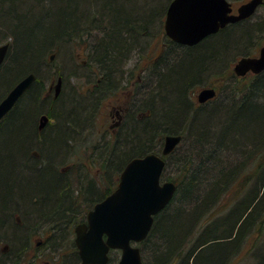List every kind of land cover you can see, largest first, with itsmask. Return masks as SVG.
<instances>
[{
  "label": "trees",
  "instance_id": "obj_1",
  "mask_svg": "<svg viewBox=\"0 0 264 264\" xmlns=\"http://www.w3.org/2000/svg\"><path fill=\"white\" fill-rule=\"evenodd\" d=\"M16 1L0 0V32L3 30L0 44L11 38L6 62L0 69V92L21 72L23 75L36 72L38 79L0 127V199L4 210L15 206L18 200L38 217H58L72 201L78 200L75 205H91L80 199L83 192L85 198L92 197L94 192L82 184H67L66 176L52 169L35 170L24 165L28 162L27 148L36 144L44 161L61 162L67 138L89 122L96 97L85 100L90 102L88 107L79 106L80 99L74 93L65 101L64 96L53 100L49 113L61 120L60 127L55 128L54 133L39 137L35 126L31 128L29 124L47 102L41 98L45 55L60 40L72 43L75 48H85L94 60L91 67L101 70L100 85L106 83L104 86L110 88L114 80L111 73L121 72L118 67L123 54L131 57L141 51V47H147V43L146 46L140 43L141 39L152 36V28L157 21L161 22L172 0H168L163 12L153 7L155 0H82L81 5H76L74 0H38L37 6H28L32 11L11 5ZM6 3L9 5L4 6ZM249 19L229 24L192 47L178 44L181 52H185L181 53L180 61L170 67L163 63V57L157 60L151 68L158 74V83L148 89L150 95L144 105L149 116L143 120L131 119L116 146L112 147L106 139L101 141V167L105 172L101 181L105 189L99 198L117 186L114 177L131 158L161 152L167 134L182 135L179 145L165 156L166 167L171 164L176 167L175 176L170 178L177 184L175 195L155 216L148 237L138 244L146 264H190L191 260L194 264H211V256L206 253L213 246L228 249L223 257L227 264L243 241L242 233L247 234L255 225L262 227L264 71L252 74V78L247 75V79L230 71V83L227 80L222 89L219 87L221 92L208 103H195V99L186 98L189 85L215 69L223 70L224 63L229 61L228 53L246 46L254 37L253 32L262 29L264 21L256 27ZM5 29L9 32H4ZM169 43L177 55L175 42ZM142 51L147 52L148 48ZM58 72H50L48 77ZM107 170L111 175L114 172L109 183ZM29 172H34L33 178L21 176ZM228 193L233 198L225 206L222 198ZM214 213L217 216L215 220L211 218L209 224L208 219ZM220 219H224L225 225ZM8 220L4 223L0 217V236L9 238L8 243L14 247L18 236L3 231L9 225L13 227ZM221 227L222 234L218 232ZM12 246L7 253L0 249V259L13 256ZM3 259L0 264L6 263ZM115 259L113 252L110 263ZM260 259H264V253Z\"/></svg>",
  "mask_w": 264,
  "mask_h": 264
},
{
  "label": "flooded vegetation",
  "instance_id": "obj_2",
  "mask_svg": "<svg viewBox=\"0 0 264 264\" xmlns=\"http://www.w3.org/2000/svg\"><path fill=\"white\" fill-rule=\"evenodd\" d=\"M229 1L232 4L233 12L236 13L237 8L235 7L234 1ZM247 1L249 0L241 2L238 6ZM221 30L222 29H220L217 33H219ZM170 41L175 42L169 38L167 40L168 44H166V42H159L157 46H152L151 44L148 45V51L144 52V55L138 57L135 63L128 65L127 69L121 74L120 77L113 80L116 81L118 79L121 82L105 90L104 92H110L105 97L104 93L99 92V89L103 84L102 83L100 85L102 73L99 67L80 66L71 69L74 70V72H71L70 74L75 75L73 79L77 80L75 81L74 85L78 86L76 89H73L75 95L77 92L78 95H80L83 99L95 96L96 100L97 95H99L98 105L94 110V113L91 115L89 123H93L94 126V119L97 118V115L99 117L97 109H99L102 105L103 109L100 108V112L103 113L104 109L106 108L108 110L105 111L107 116L106 122H104V124L100 127L96 125V130H88L86 128L87 126L83 124L80 129L74 131V133L70 136V139L67 138L66 153L61 162L53 163L50 162L51 159L50 161H44L43 157L40 155L38 146L36 144L29 145L27 148L28 162H25L24 165L35 170L38 168H45L46 170L52 169L57 174L66 176L67 184H70V178L73 177V180L76 182V184H82L84 188L90 187L91 190H93L94 194L91 195L92 197L85 198L86 195H84L83 192V197L81 198L82 201L92 204L89 206H80V204L75 205L74 202L78 203V200H75L72 201V204L65 207V212H62L58 217H38L36 212L30 210L26 204L18 200L15 201L17 203L15 206L12 205L10 208H7L8 210H4L5 208L3 207V200L0 199L1 220H4V223H6L7 219H9L8 221L13 224V227L9 225V227L3 228V231L4 233H15L18 236V238L14 240V247L11 243H8L9 238L6 236H0V249H2L4 253L9 252L11 246L14 248L12 257H8V259H3V257H1L0 260L3 259V262L6 260L5 264H84L76 242L77 225L81 223L88 224L89 212L94 208L97 202L103 200L107 196L106 195L103 198L98 197V195L102 192L104 185L101 181L102 167L100 147L102 136L105 137L108 134V138L106 140L110 142L112 147L116 146L118 138L121 136L123 130L131 119L143 120L149 116L147 110H144V105L148 98L144 94L148 93L150 81H148V77H145L144 80L143 74L145 71L147 72L148 69L155 66L154 64L157 62V60L159 61V58L164 56L166 49L171 47V44L169 43ZM178 44L181 45L180 43L175 42L176 47L179 46ZM8 53L5 57V60L0 65V69L6 62ZM82 63L83 65L87 64V61L83 59ZM76 70H81V73H77ZM30 72L34 73L36 76L35 81L33 82V84H35L36 80L38 79V75L33 71H29L28 73ZM250 74L255 75L259 73L249 71L244 76ZM24 75L22 72L21 74L19 73L14 77L13 80L9 82V85L2 90V95L0 92V102L8 95L11 89L18 82H20V79H22ZM56 75L57 77H50L47 79V81L50 79L49 83L46 81L44 84H42L44 85V88L41 92V98L43 100H47V102L29 124L31 128L35 126V133L41 138L50 133H54V129L60 127L61 124V121L49 113L52 109L51 103L53 100L65 95L66 74L56 73ZM79 75L83 76L77 77ZM19 77L21 78L19 79ZM59 77H62V85L59 95L56 96L55 85ZM33 84L28 89H26L24 94L19 98L12 109L18 106L23 96L30 90ZM103 88L106 87L103 85ZM210 100L204 103H208ZM48 105L51 107L48 108ZM140 107L141 109H139ZM12 109L0 120V127L7 119L8 114L12 111ZM87 138H91L92 140H89V143H86ZM71 149H76V155H73L72 157H70ZM68 153L69 159L67 162H65L68 158ZM29 173L31 178H33L34 172L33 174L31 172ZM117 182L118 181L115 176L114 183L117 184ZM34 208L35 210H38L36 206ZM38 235H40V237ZM113 252L116 254V259L113 264H118L120 260L122 251L120 249H111L109 251L110 258L107 264H111L110 259Z\"/></svg>",
  "mask_w": 264,
  "mask_h": 264
},
{
  "label": "water",
  "instance_id": "obj_3",
  "mask_svg": "<svg viewBox=\"0 0 264 264\" xmlns=\"http://www.w3.org/2000/svg\"><path fill=\"white\" fill-rule=\"evenodd\" d=\"M262 3L263 0H250L238 7V13H233L229 0H172L164 27L172 40L192 46L228 24L250 17ZM8 50L9 43L0 44V65ZM234 70L239 76L249 71H263L264 45L258 56L241 57ZM35 78L34 73L28 74L0 102V120ZM61 85L62 77H59L55 85L56 96ZM216 95V89L208 86L201 89L197 97L200 103H204ZM181 141L182 135L167 134L163 155L170 154ZM165 165L166 159L157 153L134 157L127 163L117 188L89 212L88 224L77 225L76 242L84 264H107L111 249L122 250L118 264H146L137 244L148 237L155 215L171 202L177 190L174 181H161Z\"/></svg>",
  "mask_w": 264,
  "mask_h": 264
},
{
  "label": "rangeland",
  "instance_id": "obj_4",
  "mask_svg": "<svg viewBox=\"0 0 264 264\" xmlns=\"http://www.w3.org/2000/svg\"><path fill=\"white\" fill-rule=\"evenodd\" d=\"M133 1H135V0H133ZM139 1L143 2L144 0H139ZM232 1H234L235 7L237 8V6L245 0H232ZM74 2L76 5L84 4L82 2V0H74ZM167 2H168V0H155V2L153 3V5H154L153 7L157 8V11L158 10L160 11V10H162L163 7H165L167 5ZM61 3H63V2L61 1ZM31 4H34L37 6L39 4V1L38 0H34V1L23 0L20 2V0H17L16 4L14 2L11 5H15V7H17V8L19 7L21 9L22 8L23 9L24 8L29 9L27 11H32V9L30 10V8H28V6H30ZM45 4H46V2H45ZM8 5H9V3H6L4 6H8ZM36 6H34L33 8H35ZM34 10H36V9H34ZM162 12H163V10H162ZM165 15H166V13H164L161 16V22L159 20V21H157V23H155L154 27L152 28V36L141 39L142 40V42H140L141 44L145 45L147 43V46L150 44L152 46H157L159 42H166V44H168L167 40L169 39V36L166 34L165 29L163 28V20L165 18ZM30 19L31 18H29V20ZM262 21H264V6L260 7L258 9V11L256 12V14H254L252 16V18L249 19V23H252L256 27H258V26H260ZM261 27H262V29L260 31L253 32L254 37L251 38V40L246 44V46H242L241 49H237L233 53H231V52L228 53L229 56L227 58H229V61L224 63L225 65H223V67H224L223 70H222V68L213 70L212 72H210L208 74L207 77H204L198 83H195L194 85H192L190 87V89H191L190 92H191V94H193L195 99H197L196 97H197L199 90L205 86L214 87L218 90L217 91L218 93L221 92L219 87L222 89V86H224L226 84V81L229 79V76L231 74L230 71L233 70L235 73V70H234L235 63L243 56L258 55L260 48L264 45V30H263L264 24ZM2 31L3 30L1 29V32ZM1 32H0V37H1V35L3 36V32L2 33ZM4 32H9V30L5 29ZM259 34H262V35L260 36ZM53 45L54 46L51 47V49L48 51L47 55H45V58L43 61V66H42V68H43L42 77L45 78V82H46L47 79L49 78L48 74L50 72H55L57 70V71H60L61 73L66 74L65 95L63 98V101H65L67 99V96L70 97L71 94H73V93L75 94L73 89H76L78 87L77 85H74L75 81H77V80L73 79V77H75V75L70 74L71 72H74V70H71V69L76 68V67H80V66L81 67L82 66H85V67L94 66L92 64V62L94 63V60L90 58L91 55L88 54V51H86L85 48H75L72 43H67L65 41L60 40V43L56 41V43H54ZM142 48H144V50H145V48H147V47H141V51H142ZM181 49L182 48L177 47V55H175L173 50L171 49V47H168L166 49V51L164 52V56L166 55V57L164 58V56H163V60H164L163 63L167 64V66L170 67V65L173 64L174 62H179L181 59V55H183L181 53L185 52V51L181 52ZM142 55H144V51H142ZM52 56H53V58H51ZM133 58L136 60L137 57L134 56ZM83 59H85L87 61V64L83 65V63H82ZM51 64H53V65H51ZM228 69H229V71H228ZM168 70H169V68L166 70V72ZM60 72H58V73H60ZM76 72L81 73V70H79V71L76 70ZM157 75H158L157 73H155V72L153 73L152 68L148 69L147 72L146 71L144 72V74H143L144 80H145V77H148V81H150V85L148 86L149 88L155 87V84L158 83ZM80 76H83V75H79L77 77H80ZM248 76H249V78L250 77L252 78L253 75L250 74ZM52 77H57V75L55 74ZM246 79H247V76H246ZM49 80L47 81V83L50 82ZM146 80H147V78H146ZM228 82H229V80H228ZM114 83H115V81H114ZM240 83L241 82H239V84ZM1 86H2V83H1ZM76 91H78V90H76ZM1 95H2V91H1ZM76 95H78L77 92H76ZM144 95H146L148 97L150 94L148 95V93H145ZM93 107H96L95 104ZM93 107H92V110L90 111V114H92V112H93ZM100 108L103 109V105L100 106ZM100 108L97 109L99 117L97 115V118L94 119V121H95L94 126H93V123H89L90 120L87 124H85L87 126L86 128L88 130H93V129L96 130L97 129L96 125H98L100 127L101 125L104 124V122H106L107 116L105 114V111H108V110L106 108V109H104V112L102 113L99 111ZM107 138H108V134L105 137L102 136V139H107ZM89 140H92V139L87 138L86 143H89ZM109 145L110 144L107 143L108 148H109ZM120 146H121V144H120ZM75 151H76V149H71L70 157H72L73 155H76ZM67 156H68V158L66 159L65 162H67L69 159V153ZM122 162H123V160H119V163H122ZM175 170H176V167L174 165L171 164V165L167 166L165 171H164V176H165L164 180H170V178L175 176ZM117 171H118V169H117ZM104 173H105L104 171H101V175ZM113 173L114 172H112V175H111V172L109 170L106 171V179L108 180V183L110 182L109 178L113 176ZM23 175H25L26 177H28V176L31 177L30 174H28V173L21 174V176H23ZM119 175H120V170L116 173L117 181L119 180ZM70 181H71L70 183H72L71 185L76 184V182L73 180V177L70 178ZM251 184H253V183H250L249 185H251ZM104 189H105V187L102 188V190H104ZM232 198H233L232 194L228 193L227 195H225L222 198V202L223 203L225 202L224 205L227 206L229 203H231ZM227 211H225V213H228ZM215 214L216 213L212 214L210 219H208L209 224H210L212 219L215 220L214 217L217 216ZM222 220H224V219H220L219 221L222 222ZM256 221L258 222V224H259V222H261L260 218H258ZM262 223H263L262 227H258V225H255L253 227L254 224H252L250 227L251 228L253 227V228L250 231L248 230L247 234L245 232H244V234L242 233V237H241L242 239L241 240H243V241L241 242L240 246L236 247L235 251L232 252V254L230 256L231 259L228 261L227 264H262V261H264V259H260V257L264 253V219H263ZM222 225H225V221L222 222ZM222 229L223 228L221 227V230L218 231L221 234L223 232ZM38 236L40 237V235H38ZM207 250L208 251L206 254H209L211 256V259H212L211 264H225V259L223 258L224 252L228 251V249H225V247H223V246H221V247L220 246H213ZM229 255H230V252H229ZM190 264H194L193 260H191Z\"/></svg>",
  "mask_w": 264,
  "mask_h": 264
},
{
  "label": "bare ground",
  "instance_id": "obj_5",
  "mask_svg": "<svg viewBox=\"0 0 264 264\" xmlns=\"http://www.w3.org/2000/svg\"><path fill=\"white\" fill-rule=\"evenodd\" d=\"M264 4L262 3L260 6H263ZM167 13V12H166ZM165 19H166V15H165V18H164V20H163V25L165 24ZM164 29H165V27H164ZM165 32H166V30H165ZM10 40H11V38H9L6 42H3V43H1V44H5V43H9V47H10ZM198 44V43H197ZM259 53H260V50H259ZM258 53V54H259ZM75 56V55H74ZM123 56L124 57H122L121 59H120V62H122V63H120V65H119V67H118V69H120V73H118L117 75H115L114 73H115V71H113L111 74H112V76H113V79H115V78H118V77H120L121 76V74L123 73V71H125L126 69H127V66L128 65H130L131 63L133 64V63H135L136 62V60H137V58L138 57H140V56H142V52L141 51H136V52H134L133 53V56H131V57H129V55H127L126 53H124L123 54ZM134 56H136L137 58H136V60L133 58ZM91 59H92V57H90ZM129 60H130V63H129ZM92 62V61H91ZM89 67H91V66H89ZM264 71V70H263ZM262 72V71H261ZM31 73V72H30ZM30 73H26L23 77H22V79L24 78V77H26L28 74H30ZM21 77H19V79H20ZM18 79V80H19ZM22 79H20V81L22 80ZM200 80H198V81H196V82H194V83H192L191 85H189L188 86V88H187V90H188V92L186 93V98H190V99H195V97L193 96V94H191V92H190V87L192 86V85H194L195 83H198ZM121 81L120 80H116L115 81V83H114V81H112L111 82V84H110V86H114V85H116V84H118V83H120ZM106 83H103L102 84V86L100 87V89H99V92H102V93H104V97L105 96H107L110 92L109 91H107V92H104L105 90H107L108 89V87H106V88H103V85H105ZM156 85V84H155ZM153 87H151V89H152ZM203 88H205V87H202L201 89H203ZM149 90V93H151V91L152 90ZM200 89V90H201ZM200 90H199V92H200ZM96 92V91H95ZM198 92V93H199ZM198 95V94H197ZM77 98L78 99H80L79 100V102H81L80 103V105L79 106H81V105H85V106H87L88 107V105H89V103H86V101L85 100H88V99H91L92 98V96L91 97H89V98H82L80 95H77ZM197 99H195V101H197V102H199V100H198V97H196ZM98 101H99V95H97V100L95 99V101H94V103H93V106H94V104H95V106L97 107V105H98ZM96 107H93V112H94V110L96 109ZM92 112V113H93ZM92 115V114H91ZM61 121V120H60ZM67 141V140H66Z\"/></svg>",
  "mask_w": 264,
  "mask_h": 264
}]
</instances>
